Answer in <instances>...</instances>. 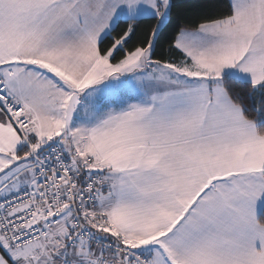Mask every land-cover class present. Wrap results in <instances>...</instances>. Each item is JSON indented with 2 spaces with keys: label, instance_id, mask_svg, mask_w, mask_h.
<instances>
[{
  "label": "snow or ice",
  "instance_id": "obj_1",
  "mask_svg": "<svg viewBox=\"0 0 264 264\" xmlns=\"http://www.w3.org/2000/svg\"><path fill=\"white\" fill-rule=\"evenodd\" d=\"M0 264H264V0H0Z\"/></svg>",
  "mask_w": 264,
  "mask_h": 264
},
{
  "label": "trees",
  "instance_id": "obj_2",
  "mask_svg": "<svg viewBox=\"0 0 264 264\" xmlns=\"http://www.w3.org/2000/svg\"><path fill=\"white\" fill-rule=\"evenodd\" d=\"M158 51H160V50L158 49Z\"/></svg>",
  "mask_w": 264,
  "mask_h": 264
}]
</instances>
